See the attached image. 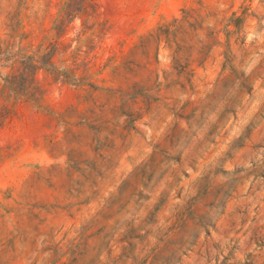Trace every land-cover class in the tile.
Segmentation results:
<instances>
[{
    "label": "rangeland",
    "instance_id": "374dc122",
    "mask_svg": "<svg viewBox=\"0 0 264 264\" xmlns=\"http://www.w3.org/2000/svg\"><path fill=\"white\" fill-rule=\"evenodd\" d=\"M0 264H264V0H0Z\"/></svg>",
    "mask_w": 264,
    "mask_h": 264
},
{
    "label": "trees",
    "instance_id": "16d2710c",
    "mask_svg": "<svg viewBox=\"0 0 264 264\" xmlns=\"http://www.w3.org/2000/svg\"><path fill=\"white\" fill-rule=\"evenodd\" d=\"M16 81V77L11 78V80H6V85L4 87V90H10L12 95H15L18 99H25L30 100V96H28V93H23V91H20L17 87H15L14 82ZM38 91V88L35 89Z\"/></svg>",
    "mask_w": 264,
    "mask_h": 264
}]
</instances>
